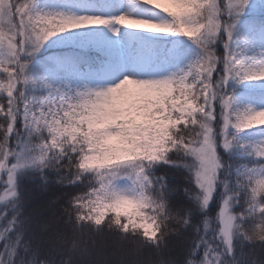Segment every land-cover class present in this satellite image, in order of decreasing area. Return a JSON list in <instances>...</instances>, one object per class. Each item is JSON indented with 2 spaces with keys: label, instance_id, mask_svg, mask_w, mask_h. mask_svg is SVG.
<instances>
[{
  "label": "snow or ice",
  "instance_id": "1",
  "mask_svg": "<svg viewBox=\"0 0 264 264\" xmlns=\"http://www.w3.org/2000/svg\"><path fill=\"white\" fill-rule=\"evenodd\" d=\"M0 73V264H89L86 231L264 264V0H0ZM52 176L85 190L50 245L26 184Z\"/></svg>",
  "mask_w": 264,
  "mask_h": 264
},
{
  "label": "trees",
  "instance_id": "2",
  "mask_svg": "<svg viewBox=\"0 0 264 264\" xmlns=\"http://www.w3.org/2000/svg\"><path fill=\"white\" fill-rule=\"evenodd\" d=\"M0 79H3V73H0ZM0 103H6V96L0 93ZM0 125L6 126L4 117L0 115ZM17 127H20V122L17 121ZM4 131L0 127V141L3 140ZM14 135L10 138V143L14 145ZM175 159V157H173ZM158 174H167L170 185L178 187L180 189L189 187L185 183L187 179V173L171 168H162ZM51 183L42 186L38 181L29 182L26 184L28 189V213L32 217L33 231L40 237H42L50 245L57 243V237L68 230L66 223L67 217L63 214V209L67 206V194H76L84 191L82 187H68L67 181L63 184L58 182L56 176H52ZM2 194V193H0ZM182 196V193H181ZM46 203H49V209L45 210L39 216L37 214V207H43ZM49 218L55 220L53 227L46 228L41 231L37 226V223L41 221H47ZM100 239L104 240L107 249H110L114 244H118L122 248L134 250L137 260L134 261L131 258L123 259V261L117 264H159L161 259L178 257L183 251V239L177 238L175 235L169 237V247L164 250L163 255L158 254L155 249L140 245L131 239H123L119 234L113 232H90L86 231L81 239V247H86L87 255L85 259L88 261H94L96 259L97 252L101 254L100 248L102 243ZM182 240V241H181ZM181 241V242H180ZM253 258L264 259V247L259 244L255 245V251ZM78 259V258H77Z\"/></svg>",
  "mask_w": 264,
  "mask_h": 264
},
{
  "label": "rangeland",
  "instance_id": "3",
  "mask_svg": "<svg viewBox=\"0 0 264 264\" xmlns=\"http://www.w3.org/2000/svg\"><path fill=\"white\" fill-rule=\"evenodd\" d=\"M37 214L40 216L41 213H43L45 210L49 209V203H46L43 207H37ZM55 220L49 218L47 221H41L39 224L37 223V226L41 231L45 230L46 228L53 227V224H55ZM182 241V240H181ZM180 241V242H181ZM100 243H102L100 252L101 254L96 255V259L93 261H89V264H117L123 259L131 258L134 261L137 260L136 253L134 250L126 249L120 247L118 244H114V248L107 249V245L104 240L100 239ZM80 259V257H77Z\"/></svg>",
  "mask_w": 264,
  "mask_h": 264
},
{
  "label": "bare ground",
  "instance_id": "4",
  "mask_svg": "<svg viewBox=\"0 0 264 264\" xmlns=\"http://www.w3.org/2000/svg\"><path fill=\"white\" fill-rule=\"evenodd\" d=\"M111 248H114V245Z\"/></svg>",
  "mask_w": 264,
  "mask_h": 264
}]
</instances>
